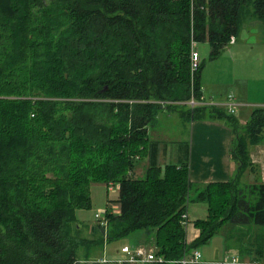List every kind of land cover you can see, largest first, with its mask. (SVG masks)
Returning <instances> with one entry per match:
<instances>
[{"label": "trees", "instance_id": "16d2710c", "mask_svg": "<svg viewBox=\"0 0 264 264\" xmlns=\"http://www.w3.org/2000/svg\"><path fill=\"white\" fill-rule=\"evenodd\" d=\"M252 20L264 24V0H0V264H76L138 232L166 261L221 235L261 263L264 184L239 178L264 143V108L239 126L221 107L185 106L202 97L206 63L192 72V44L215 60ZM162 113L230 129L236 178L198 189L186 160L160 167L148 131ZM95 183L117 186L118 212L86 239L76 212L91 208ZM193 194L207 215L186 245Z\"/></svg>", "mask_w": 264, "mask_h": 264}, {"label": "crops", "instance_id": "0c3cea01", "mask_svg": "<svg viewBox=\"0 0 264 264\" xmlns=\"http://www.w3.org/2000/svg\"><path fill=\"white\" fill-rule=\"evenodd\" d=\"M262 36H264V24L252 20L244 24L238 38L232 44H229L220 57L225 56L229 62L222 61L227 64V68L231 71L229 83L225 82V89L227 94L222 98L215 99L212 93L208 91V87L220 86L222 74H227V71L222 69L223 65H219L221 72H217L218 76L207 81L205 72L212 68L215 64L210 61L209 64L205 63L203 70L200 73L199 84L201 89L202 98L206 102L216 105H223L228 95L233 96V104L235 105V115L238 120L239 126H244L249 120L250 114L254 109L264 108V51L258 50L262 44ZM238 39V42H237ZM230 48V49H229ZM251 61L245 62V61ZM239 62L242 64L237 69L233 67L238 66ZM211 66V67H210ZM216 73V74H217ZM228 77V74H227ZM229 78V77H228ZM171 114L178 113H162L157 117L156 123L153 128L148 131L149 138L153 141L161 143L159 165L163 161L162 168L167 164V158H174L173 165H178L180 161H187L188 165V180L189 183L195 188H202L205 185L212 183H227L236 178L237 166L230 158L231 143L233 140L232 133L221 122L211 121H191L184 123L179 118L180 127L186 134L185 126H188L186 140L182 141H169L165 137V131L161 132L155 129L159 124L160 118H169ZM163 144V146H162ZM185 145V147H184ZM176 147L175 152L171 148ZM250 161V168H247L239 178L241 186L250 185L253 183L264 184V143L253 147L248 150ZM143 166V167H142ZM142 167V168H141ZM146 168V162L142 161L135 169V177L139 176L138 171ZM118 210L116 211L117 214ZM201 215V213H200ZM187 222L188 215L186 212ZM198 220V219H197ZM81 227L86 228L87 233L85 238L88 239L90 229L95 225H85L79 222ZM257 229H251V233H256ZM258 232V231H257ZM199 236V231L194 228L193 224L185 228V243L191 244ZM139 242V247L145 248V237L136 239ZM246 241V240H245ZM244 241V242H245ZM229 250H227V242L223 239L222 246L213 248L212 255L202 254V264H264V234H263V261L261 263H251L248 259H240L239 255L234 249L233 242ZM127 244H123L122 247ZM234 245V246H233ZM107 244L102 247L90 250L92 255L89 258H80L76 264H116L114 261L120 259L118 255L113 256L114 253L109 252ZM150 249V247H147ZM117 254V252H116ZM106 260V263L102 261ZM235 260L236 262H233Z\"/></svg>", "mask_w": 264, "mask_h": 264}, {"label": "rangeland", "instance_id": "374dc122", "mask_svg": "<svg viewBox=\"0 0 264 264\" xmlns=\"http://www.w3.org/2000/svg\"><path fill=\"white\" fill-rule=\"evenodd\" d=\"M262 44L260 47H258V50L264 51V36H262ZM238 42V39H237ZM230 49V48H229ZM199 53V57L200 59H205L206 60V64L210 61L207 60L208 58V47L207 45L203 44V45H198L197 46V50ZM227 61L229 62V59L226 58L225 56H223V58H221L220 56L218 58H216L215 60H212L213 64L212 68H210V70H208L207 72H205V77H207V81L211 80L214 77L218 76V73L221 72L222 70L219 68V65H223L222 69L224 71H227V74H222L221 75V80H219V84L220 86H212V87H208V91H210L212 93V96L215 99H219L224 97L227 94V90L225 89V85H223L225 82L229 83L230 77H231V71H229V68H227V64L226 63H222V61ZM250 62L251 61H245ZM238 66L233 67L234 69H236V72H239V70L237 69L238 67H240L242 64V62L238 63ZM211 67V66H210ZM218 72V73H217ZM217 73V74H216ZM264 77V73L262 75V78ZM229 79V80H228ZM225 113L228 115H231L233 118L237 117L235 115V112L233 114L228 113L225 109H224ZM178 115L176 114H171L169 116V118H160L159 120V124L155 126V129L163 132L165 131V137L167 138V140L169 141H182V140H186V136H187V130H188V126H185L186 129V134L184 133V131L181 129L180 127V122H179V118L177 117ZM238 122V120H237ZM239 123V122H238ZM173 152H175L176 147L171 148ZM174 158L169 157L167 158V164H174L173 163ZM163 165V161L160 162V167H162ZM143 167V166H142ZM141 167V168H142ZM139 176L143 175V172L138 171ZM111 189V190H110ZM109 186H105L103 183H95V184H91L90 186V200H91V208L88 211H77L76 212V218L77 221L84 223L86 226L90 225L92 223H96L95 219H94V215L95 214H99V213H104L105 211H109L110 213L116 214L117 206L114 204H109V202L116 200L117 198V191L114 188H110ZM191 200L190 203L187 205L186 208V212L188 215V222L187 225L190 226V224H192L195 220H203L206 218L207 215V207L203 202H196L195 200V195H191ZM201 213V215H200ZM87 233L86 228L81 227L80 229V234L82 237H85V234ZM139 235L140 238L142 237V233H135L130 235L129 237L119 240V241H115V242H111L109 244H107V249L109 252L114 253L113 256L118 255L119 258H123V256L120 254V249L122 248L123 244H127L126 246L129 248H135V247H139V242L136 239H139ZM223 244V237L221 235H216L214 236L211 240H209V242L198 248V252L201 255L202 258V254L203 255H214L215 252H213V248H219V245L222 246ZM96 250V249H95ZM117 252V254H116ZM92 253H89V256H91Z\"/></svg>", "mask_w": 264, "mask_h": 264}, {"label": "built area", "instance_id": "2783aa9c", "mask_svg": "<svg viewBox=\"0 0 264 264\" xmlns=\"http://www.w3.org/2000/svg\"><path fill=\"white\" fill-rule=\"evenodd\" d=\"M234 42V39L231 38L230 44ZM196 45L192 44L191 52H190V67L192 72L196 71L200 57L199 53L196 51ZM233 96L228 95L225 99V103L223 105H216L210 102H206L202 97L198 100L194 97L185 103L189 109L201 108V107H221L225 109L228 113L233 114L235 112V105L233 104ZM114 188L117 191L116 185L109 184V189ZM111 190V189H110ZM104 213H99L94 215V219L96 222H100L102 227H106V221L104 218ZM182 225L184 228L187 226V217L186 214L182 215ZM120 254L123 256L120 259L114 261L116 264H202V258L198 250L191 251L188 255L184 256L180 261H166L161 257L156 256L154 250L145 249L142 247L129 248L124 246L120 249ZM236 262L235 260H232ZM106 263V260L102 261Z\"/></svg>", "mask_w": 264, "mask_h": 264}]
</instances>
